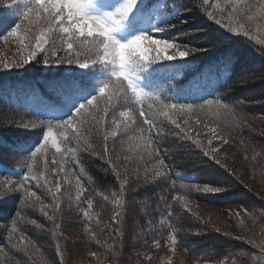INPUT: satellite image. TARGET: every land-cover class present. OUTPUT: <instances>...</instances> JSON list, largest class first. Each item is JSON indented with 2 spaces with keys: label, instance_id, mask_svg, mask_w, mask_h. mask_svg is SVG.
I'll use <instances>...</instances> for the list:
<instances>
[{
  "label": "trees",
  "instance_id": "trees-1",
  "mask_svg": "<svg viewBox=\"0 0 264 264\" xmlns=\"http://www.w3.org/2000/svg\"><path fill=\"white\" fill-rule=\"evenodd\" d=\"M263 1L207 0L205 3V0H155L161 6L155 29L158 31L163 29L160 32L164 33V39L170 42L183 40L181 31L179 35L173 27L179 22L177 16H182L181 20L183 21L193 19L197 23L195 24L197 30L209 29L213 37L202 44L188 42L192 41V37H187V41L184 40L186 42L183 45H189L190 49H199V51L191 52L198 54L197 57L158 63V66L153 70L162 73V78L158 83L157 93L150 96L134 99L124 82V84L121 83L126 89L124 95L122 91L115 94L114 81L107 78L103 81L102 86L107 83L109 87L104 89L103 95L99 92L92 94L89 99H81L76 108L62 116H45L30 109L28 104L20 101L18 95L21 92H27L28 96L32 95L38 99L37 104L41 102L40 105L43 106L62 105L63 99L55 95L52 85L58 82H68L69 78L62 76L61 72L41 71L45 54L40 55L35 61L27 63V66L23 65V67L17 68L19 70L17 74L3 73L0 76V264H56L55 259L52 261L40 260L38 257L40 255L35 253L36 245L31 247L27 241L30 243L31 240L34 244H38L40 241L46 246L50 245L54 236L58 234L77 232L80 235L85 230V226L80 221H76V217L71 215L72 213L63 211L62 219H57V217L54 220L46 219L45 212H48L49 217L53 210L57 213L68 207L70 210H76L73 207L75 205H71L66 196H64L65 201L54 199V193L50 190L51 181L45 173L48 156L60 158V162H64L75 175L77 190L82 192L79 197L82 205L88 206L91 201L95 209L108 216L104 203L98 201L96 203V199L121 191L117 185L114 165L103 153L104 149L109 147V142L97 144V149L101 154L98 155L91 148L89 137L82 133L83 129L85 132L87 127L92 128L96 133H101V126H98L92 117L93 108L108 99H111L110 105L116 104L115 109L128 107L129 111L135 114L134 116L141 124L143 131L147 133L146 136L156 159L159 162L163 161L167 176L165 178L169 180L164 184L169 183L167 190L171 194L170 207L166 209L168 231L164 235L163 233L153 235L155 237L157 235L167 236V239L172 240L175 237L178 248L194 262L221 263L230 257L231 248H227L224 239L211 234L210 231H190L191 229L188 227L194 223L185 222L187 226L182 225V222L173 224V218L175 219L181 200H200L211 206L225 207L228 210L235 204L246 203L243 200V191L238 189L237 184L228 176L212 175L211 172H207L204 169L205 165L200 164L202 161L211 164L205 151L202 148H197L184 131L177 132L178 128L160 113V109L183 111L188 118L197 117L195 119L202 117L217 121L225 118L227 114L235 119V115L239 114L235 111L239 107V101L243 95L250 91L249 88L238 90L237 81L240 80L241 75L254 69L253 65L260 61L264 52L258 47L248 44L244 38L230 33L227 27L236 23L245 24L246 20L247 22L256 21V17H261L263 14L264 7L261 5ZM2 3L0 0V38L16 29L17 25L22 28L25 21L24 14L19 19L10 18L4 14ZM169 7L174 9L172 14H168ZM189 10L192 13L185 16V12ZM163 11H165V15L162 14ZM60 53L61 51H58V54ZM197 82L207 84V90L201 96L191 100H182L178 97L179 92L190 88ZM93 98V105L88 106L82 116H77L75 111L79 105L87 103ZM165 105H176V108H165ZM141 112L144 114L142 115ZM108 114L110 117V111ZM240 115L241 113L239 117H243V114ZM68 119H74V124L82 136L80 134L78 137H73L77 132L73 128L58 127ZM146 120L150 123H146ZM81 121L83 122L81 123ZM28 124L32 127L28 126L20 131L24 125ZM102 127L105 132H108L107 127ZM223 127L227 130V134H232L235 137L237 128L233 134L234 127L231 130L227 126ZM50 129L55 144L49 138L47 141L44 140ZM101 136L105 138L103 133ZM82 137L88 138L86 144L82 142ZM181 143H188L190 152L195 155V159L189 156L188 160L185 159L186 163L180 162L178 150ZM42 145L41 152L33 157L32 153ZM173 145L175 146L172 147ZM57 147L59 151H57ZM110 147L109 151H111ZM171 147L175 150L171 151ZM220 178L223 180L221 181L223 184L217 182L220 181L218 180ZM12 183L19 184L18 190L14 185V191H12ZM152 184L150 191L145 192L146 187L141 188L143 193L140 188L130 192L127 187L123 190L122 196L127 200L130 198L132 201L136 199L137 202L144 204L146 202L150 207L152 198L160 194V185L154 180ZM204 186L220 188L222 191L205 193ZM25 190L35 192L36 196H33L32 199L29 198ZM36 202L37 204H35ZM54 203L58 208L45 209L52 207ZM154 211H145V217L153 219ZM84 215L85 212H83ZM90 216L88 213L87 219ZM177 217L179 218V215ZM257 220L259 221V218H256L255 221ZM68 221L72 223H68ZM73 224L78 227L68 230L67 227ZM86 226L88 227V225ZM8 231H11V236L8 235ZM18 234L24 236L26 241L16 240ZM37 237L38 241H36ZM162 237L155 239L163 240ZM127 244L128 240L126 239L118 256L106 253L107 259L111 261L110 264H163L158 255H152L149 252L140 256L135 255V249H132L131 246L126 248ZM68 252L70 257L68 260L76 257L79 253L71 247H68ZM261 264H264V257Z\"/></svg>",
  "mask_w": 264,
  "mask_h": 264
},
{
  "label": "rangeland",
  "instance_id": "rangeland-1",
  "mask_svg": "<svg viewBox=\"0 0 264 264\" xmlns=\"http://www.w3.org/2000/svg\"><path fill=\"white\" fill-rule=\"evenodd\" d=\"M1 2H3L2 12L10 18L15 17L16 19H19L25 13L29 5L35 7L33 0H1ZM124 3H126V0H85L88 12L92 16L99 18H104L107 14L115 12ZM8 4L10 6H6ZM261 5L264 7V1ZM160 9L161 6L155 0H137L133 11L128 17L113 26V38L122 43L138 35H149L153 39L166 40L164 39V33L155 29ZM173 12L174 9L169 7L168 14ZM164 13L165 11L162 12L163 15H165ZM191 13L189 10L185 12V16ZM262 13L261 17H256V21L247 22L246 20L245 24L236 23L227 27V29L233 35L244 38L248 44L258 47L259 50L264 52V8ZM37 15H39V19H37ZM45 16L46 13L43 12L30 14L29 19H25L23 22V27L17 29L16 36H9L7 41L3 37L0 38V76L5 72L17 74V72L19 73L17 68L23 67V65L27 66V64H21V61L34 50L35 37L44 32L47 41L44 45V51H37L35 57L30 61L33 62L40 55L45 54L44 61L48 60L49 63H43L41 71H49L50 73L61 72L62 76L69 78H67L68 82L75 80L83 83L86 86L82 92L85 97L94 91L99 92L103 81L107 78L113 80L116 86L117 81L114 77H111L112 67L99 62L100 56L97 55V49L91 43L94 38H79L81 41H89L84 48L81 47L79 42L74 40L73 50L69 51L67 49L66 34L61 33L58 27L54 31L48 32L49 25L45 20ZM181 17L177 16V21L179 22L173 27L178 34L181 31L183 40L172 42L180 45L179 50L190 49L188 44V46L183 45L187 41V37H192V41L188 42L197 44H202L213 37L209 29L197 30L195 27L197 23L193 19L183 21ZM230 28L236 31H230ZM21 39H24L23 45L20 43ZM141 47L149 46L147 42H143ZM87 48H92L93 50L89 52ZM58 51H61V53L58 54ZM174 51L173 49L169 50V52ZM100 53L102 55V50H100ZM197 56L198 54L190 53L188 57L184 59L177 57L176 60L192 59ZM154 57L155 51H150L148 60L142 62L147 66L137 73L135 80L140 95L137 96L129 90L130 95L134 99L156 94L162 73H157L153 69L158 66V63L172 61L154 60ZM85 58L89 62L88 68H81L75 63V60L84 61ZM53 60H73L74 62L71 64L67 62L52 63ZM93 60L97 62L93 63ZM5 64L8 65L7 68ZM252 68L254 69L241 75L240 80L237 81L238 86H236L238 90L250 89L248 93L242 96L239 101V107L237 110L235 109L237 113L243 114V117H239L238 114L235 115L237 118L235 117L234 119L227 114L225 117L227 119L221 118L214 121L213 119L202 117L198 119H195L197 117L188 118L183 111L160 109L161 114L165 111L168 112L165 117L178 128L177 132L184 131L185 134L190 136V141L197 148H202L205 151L211 164H207L206 161H202L200 164L205 165L204 169L207 172H211L212 175L228 176L237 184L238 189L240 188L243 191V200L246 203L235 204L229 207L231 209L228 210L225 207L211 206L200 200H181L178 204V210L180 211L177 210L176 213L175 210L176 216L175 219L173 218V224L182 222V225L187 226V222L190 224L194 223L189 225L190 231H210L211 234L224 239L227 243V248H231L230 257L221 263L194 262L188 259L176 243H173L172 239H167V236H163L168 231L166 209L170 207L171 197L167 190L169 183L164 184L169 181L165 178L167 176L164 166L156 159V155L152 151L151 144L146 136L147 133L143 131L141 124L134 116L135 114L130 112L128 107L115 109L116 104L110 105L111 99H108L96 105L93 108L94 112L92 115L96 121L95 123L101 126V133H103L106 140L102 138L100 132L96 133L89 127H87L85 132L83 129L82 133L89 137V144L98 155L101 154L97 149V144L109 142V147L113 145L110 147L111 151H109V147L105 149L102 147V149H104L103 153L107 155L105 157H108L114 165L113 170L117 185L121 191L96 199V203L97 201L104 203L108 216L93 206V209H90L87 205H82L79 198L82 192L77 190L75 175L69 167L64 162H60V158L48 156L45 173L51 181L50 190L54 193V199L65 201L64 196H66L67 201L71 205H75L73 207L76 209L70 210V207H68L58 211V213L53 210L49 216L52 217L51 220H54L55 217L62 219L63 211L72 213L71 215L76 217L75 220L80 221L85 226V230L80 233L81 236L77 232L58 234L54 236L53 242L46 246L41 244L40 241V244H34L31 240L30 243L27 241V244L31 245V247L36 245L35 253L40 255L38 256L40 260L52 261L55 259L56 264H110L111 261L107 259L106 253L120 255V250L124 247L127 239L126 248L131 246L132 249H135V255L140 256L149 252V254L158 255L160 262L162 261L163 264H261L264 257V55ZM123 82L127 86V82L121 80L122 84H124ZM206 90L207 84L205 82H197L191 88L179 92L178 96L182 98L199 97ZM122 92L124 95L125 91ZM119 93L115 92V94ZM55 95L64 100L62 95H58L56 91ZM81 95L80 93L74 103L68 106H65L64 101V104L57 109L52 106L42 105L36 108L50 115L65 113L76 105ZM18 98L31 107L42 104L41 102L37 104L38 99L32 95L28 96L27 92H21ZM109 111L110 117L108 116ZM121 113H126V115H121ZM102 126L107 127L108 132H105ZM223 126L229 127V130L234 127L233 134H235V128H237L235 137L232 134H227V130ZM23 129L26 128L23 127L20 131H23ZM212 129H215V133ZM79 133L82 136V133ZM73 137H78L77 132L74 133ZM49 139L53 142V135ZM87 140L88 138L82 137L83 143L86 144ZM180 146L178 150L180 162L186 163L185 159L187 158L188 160L189 156L195 159V155L190 152L188 143H181ZM172 147L171 151H174L175 148ZM153 180L160 185V194L152 198L154 203L152 200L150 207L147 206L148 203L146 202L144 204L137 202L136 199L132 201L130 198L128 200L123 198V190L127 187H129L127 189H130V192L143 187H146L145 192L150 191V185H153ZM218 180H220L217 181L218 183L223 184L221 178ZM11 185L12 191H14L15 186L18 190L19 184L12 183ZM141 193H143L142 189ZM29 198L32 199L33 196H29ZM53 207L58 208L54 203L52 207L45 209L49 210V208L52 209ZM152 210H155L154 218L145 217V211L152 212ZM83 212L90 213L91 216L87 219L86 215L83 216ZM178 215L179 218L177 217ZM45 216L49 220L48 215ZM256 218H259V221H255ZM68 223L72 222L68 221ZM77 227V225L73 224L69 225L67 229L74 230ZM194 227L200 229L196 230ZM155 233H163V237L157 235V237H162L163 240L161 238L156 240ZM8 235H12L11 231H8ZM16 236V240L26 241L24 236H20V234ZM38 240L39 238L37 237L36 241ZM68 247L79 251L77 256L71 260H68L70 258Z\"/></svg>",
  "mask_w": 264,
  "mask_h": 264
},
{
  "label": "snow or ice",
  "instance_id": "snow-or-ice-1",
  "mask_svg": "<svg viewBox=\"0 0 264 264\" xmlns=\"http://www.w3.org/2000/svg\"><path fill=\"white\" fill-rule=\"evenodd\" d=\"M35 7L29 5L27 10L24 13V18L26 20L29 19L30 14H38L40 12L46 13L45 20L49 25L47 31L52 32L59 28L61 33L66 34L67 37V49L69 51L73 50V41H77L81 44V47L84 48L89 43L87 40H79L81 37L86 38H94L91 43L97 49V55L100 56L99 62L104 63L112 67L111 77H114L117 81L116 91H126L121 84V80L127 82V89L131 90L133 94L139 96L140 91L136 86L135 80L137 78V73L142 71L147 65L143 64V61L148 60V53L150 51H155L154 60H176L177 57L180 59H184L190 55L191 52L199 51V49H185L179 50L180 45L169 42L167 40L161 39H153L149 35H138L127 42H120L113 38V26L119 21L128 17V15L133 11L137 0H126V3L121 5L116 9L115 12H111L107 14L104 18H99L92 16L88 10L87 5L85 4V0H33ZM207 3V0H205ZM6 6H10L9 4ZM66 12V14H65ZM39 15H37V19H39ZM251 19V17H249ZM66 22V23H65ZM31 23V21H30ZM220 23V21H217ZM20 28V25H17L16 29L8 32L7 36H4V40L7 41L9 36H16L17 29ZM230 31H236L235 29L230 28ZM27 31V29H26ZM163 31V29H160ZM143 42H147L149 47L142 48L141 45ZM20 43L24 44V39L20 40ZM47 43L45 39V33L41 32L39 36L35 37L34 42V50L31 51L28 57L24 58L21 61V64H27L33 59L36 55L37 51H44V45ZM154 46V47H152ZM170 49L175 50L174 52H169ZM92 48H87V51L91 52ZM102 50V55L100 53ZM79 55V53H77ZM138 57V58H137ZM68 64L73 63V60H53L52 63H65ZM96 63V60L92 61ZM45 64H48L49 61L45 60ZM75 63L78 64L81 68H88L89 62L88 59L85 58L84 61L75 60ZM7 68L8 65L5 64ZM57 92L58 95H62L65 101V106L71 105L74 103L76 97L82 93L86 86L79 81H70V82H58L52 85ZM109 85L107 83L100 89L101 95L104 94V89L108 88ZM94 98L87 101V103L80 104L76 109L75 113L77 116H82L88 109V106L93 105ZM151 108V105H149ZM165 108H176V105H165ZM229 111H231L229 109ZM143 115L144 113L141 112ZM121 115H126V113H121ZM163 115L167 116L168 112H163ZM83 121H81L82 123ZM146 123H150L149 121H145ZM175 123V121H173ZM25 128L28 125H24ZM58 127H69L73 128L74 131H77V135H79V131L74 124V119L64 120L62 124L58 125ZM179 127V125H177ZM215 133V129H212ZM52 136L51 129L48 134L44 137V140L47 141L49 137ZM53 144H55V140H53ZM37 148L35 152L32 153L33 157L37 155V153L41 152V148ZM57 151L59 148L57 147ZM163 164V161H160ZM27 196H36L35 192H27ZM203 191L205 193H213L220 192L222 189L213 188L211 186H204ZM39 200V197H37ZM89 208L92 207L91 201L88 204ZM47 215V213H45ZM87 216L88 213H85ZM50 220L51 216L48 217ZM15 230V229H14ZM175 237H173V243H175Z\"/></svg>",
  "mask_w": 264,
  "mask_h": 264
}]
</instances>
